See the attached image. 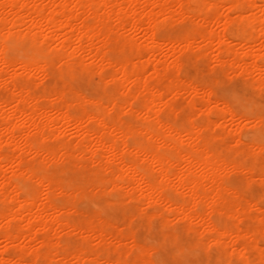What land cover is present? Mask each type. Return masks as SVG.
Masks as SVG:
<instances>
[{
    "label": "bare ground",
    "instance_id": "bare-ground-1",
    "mask_svg": "<svg viewBox=\"0 0 264 264\" xmlns=\"http://www.w3.org/2000/svg\"><path fill=\"white\" fill-rule=\"evenodd\" d=\"M189 15L196 16L209 28L188 32L180 40L175 39L177 42L160 38L158 29L162 20ZM78 17L81 22L74 21ZM197 19L194 22L200 25ZM262 22L264 0H0V240L5 242L0 247V264H56L57 258L59 264H137L150 260L159 255V250L153 243L137 242L132 224L136 220L145 229L146 225L151 228V219L156 215L163 218L162 238L158 241L166 237L172 241L179 235L190 249L188 254L195 256L186 259L196 264H230L237 260L250 264L252 249L262 255L264 239L256 237V240L250 235L264 232V208L228 182L234 172L264 178V163L261 162L262 168H257L261 165L258 161L264 160L259 155L260 148L254 147L245 154H250V163L230 160L205 133L213 126L210 117L211 124L206 119L198 124L188 114L189 119L180 125L161 116L163 108L174 111L173 104L164 99L166 91L177 95L184 91L183 82L184 87L187 85V89L204 96L200 98L202 103L190 94L192 91L186 90L189 97H195L186 99L193 108L196 100L198 104L207 103L203 111L200 106L198 109L204 118L203 113L216 115L211 110L213 102L225 108V101L222 104L220 99H215L209 88L193 85L189 78L190 82L180 78L182 50L185 53L186 49L194 50V54L196 50L200 55L197 60L203 56L205 59L211 52L225 70L226 66L237 68L240 75L258 86L264 73ZM115 29L131 32L124 37L126 33L121 34L125 39L118 42L121 47L124 44L131 49L142 47L138 54L142 58L141 68L130 63L129 58L113 61L115 55L110 53L111 43L117 40L113 35ZM132 32H140L143 42L134 38ZM197 36L204 46L195 45L199 41ZM8 37L24 50L25 60L17 61L5 55L4 40ZM233 38L240 40L237 44L242 49H247H236L237 44L233 47ZM120 46L117 48L121 49ZM163 50L164 58L158 56ZM154 55L158 56L156 60L152 59ZM86 56L95 64L91 68L96 66L90 71H99L95 72L99 75L103 74L104 66H113L112 73L104 75H109L114 87H124L125 94L122 92L117 98L103 93L92 98L76 90L72 83L75 65L89 70L86 64L90 60L87 62ZM55 59L61 65H56L53 75L62 79L61 85L56 81L58 85L38 87L39 90L27 81L39 74L48 77V65ZM170 66L178 72L168 75L165 68ZM12 69L21 72L8 73ZM147 71H151L153 82L164 80L165 89L152 85V80L147 79L149 75L146 78L140 75ZM133 81H137L136 91L143 97V100L139 98L140 103L134 97L138 94L132 88L134 83L129 86ZM179 94L175 97H180ZM128 95L134 97V102ZM105 101H109L108 106L113 110L117 106L119 111L128 107L129 113H137L140 120H121L117 112L118 118L115 113L112 116V109H107ZM223 107L220 111L229 114ZM220 116L224 118L221 112ZM71 123L78 140L77 135L71 139L59 127ZM255 128L258 132V127ZM230 130L232 137L239 131L237 127ZM214 137L217 142L219 136ZM222 141L217 142L220 148ZM229 142L237 148L236 140ZM79 199L104 200L109 207L120 208V217L126 225L120 228L114 218L106 216L105 210L104 213L80 210ZM248 214L258 220L253 222L248 216L251 228L258 223L253 230L244 226ZM154 219L153 224L157 221ZM221 219L226 220L224 224ZM179 225L185 237L178 232ZM175 226L177 231L171 230ZM77 235L80 238L76 240Z\"/></svg>",
    "mask_w": 264,
    "mask_h": 264
},
{
    "label": "rangeland",
    "instance_id": "rangeland-1",
    "mask_svg": "<svg viewBox=\"0 0 264 264\" xmlns=\"http://www.w3.org/2000/svg\"><path fill=\"white\" fill-rule=\"evenodd\" d=\"M36 2H37V0H36ZM204 6H202V9H204L203 8ZM226 8V7H225ZM225 11V10H224ZM193 13V12H192ZM192 13H191V15H192ZM191 15H189L190 16V18H189V20H188V17L189 16H186L187 17V19H186V17H183L182 19H181V17H178V16H176V18H173V20H172V18L170 19V20H168V21H164V20H160L161 22H160V24H159V29H158V34H159V36H160V38L161 39H163V40H167V39H174V41H176L177 42V40H175V39H181L186 33H188V32H194V31H196V29H203V30H206V29H208L209 28V25H206V24H204L203 25V23H201L202 21L201 20H199V18L197 19L196 18V16H195V18H194V16H192V18H194V19H192L191 18ZM88 19H90V18H88ZM162 19V18H161ZM176 19V20H175ZM197 19V21L199 22V24L201 25H198V23L197 22H194L195 20ZM81 19H80V17H78V18H76L74 21L75 22H81L80 21ZM91 20V19H90ZM183 20V21H182ZM193 20V21H192ZM196 24V25H195ZM206 25V26H205ZM196 28H195V27ZM161 27V28H160ZM206 28V29H205ZM213 28H215V25H214V27ZM218 28V27H217ZM191 30H193V31H191ZM200 30V31H201ZM202 30V31H203ZM121 31V32H120ZM120 34H119V33ZM185 32V33H184ZM118 33V34H117ZM125 34V35H123V37L124 36H127V35H129V34H131V32L130 31H128V30H126V32H125V30H123V29H117V31H116V29L114 30V32H113V35H114V37H115V39L117 38V40H114L112 43H111V55L110 56H114L115 55V57H112V59H116V60H113V61H121V60H124L125 58H129V60H131L130 61V63L132 62V64L133 65H135L136 63V67H138V68H141V64L140 63H142V62H140V61H142V58H139V55L138 54H140V52L142 51L141 49H142V47L141 48H138L137 46H134L132 49L129 47V46H127L126 44H124V46L123 47H121L122 46V44H121V46H120V43H123L124 42V40L125 39H122L123 37H122V35L121 34ZM128 33V34H127ZM134 33V34H133ZM132 34L133 35H135V36H133V35H130V36H133L134 38H136L139 42H143V40H141V38H142V34L140 33V32H132ZM121 35V36H120ZM140 35V36H139ZM162 35V36H161ZM120 36V37H119ZM171 37V38H170ZM179 37V38H178ZM127 38V37H126ZM139 38V39H138ZM166 38V39H165ZM143 39V38H142ZM197 40H199V41H197L196 43L197 44H195L196 46H198V45H200V46H204V42L202 43L201 42V39L197 36ZM237 40H239V39H236V38H233L232 39V41H234L233 43H232V41H230L231 43V45L233 46V47H237V45L239 44H237ZM240 41V40H239ZM238 41V42H239ZM264 41V40H263ZM118 42H120V43H118ZM199 43V44H198ZM202 43V44H201ZM119 44V45H118ZM234 44V45H233ZM237 44V45H236ZM125 45H126V48H125ZM241 45V44H240ZM117 46L119 47H121V49L119 48H117ZM242 46V45H241ZM114 47V48H113ZM165 48H166V46H164ZM243 47V46H242ZM242 47H240L239 45H238V47L236 48V49H242ZM122 48H125V51H124V49H122ZM164 48V49H165ZM215 49H216V46L214 47ZM139 49V50H138ZM245 49H247L246 47H244V49H242V50H245ZM131 50H133V51H131ZM190 50V49H189ZM188 49H186L185 51H186V53L182 50V54H181V58H182V67H181V69L179 70V72H178V70L176 69V68H172L171 66L169 67V68H165L166 70H167V74L168 75H173V74H175V73H177L178 72V74H179V76H180V78L183 80V81H186L185 79H187L188 80V78H189V80L191 81H189L188 80V82H190L191 84H193V85H197V86H200V87H202L203 85L204 86H206L207 88H209V90L212 92V95H213V97L215 98V99H220V102L223 104V102L225 101V99H224V96H223V94L222 93H217V92H213V90H212V85L215 83V77L216 76H220V77H223V78H227L228 76L229 77H231L232 79H234V80H237L238 81V85H239V87L241 88V89H243L244 88V86H245V84H248V83H250L247 79H246V77L242 74V75H240L241 73H239L238 71H236L237 70V68L235 69L234 67H228V66H226V70L220 65V63H216L217 61H215L214 59H213V57L211 56V52L210 53H208L207 55H209V56H205V59H204V56L201 58V59H199L198 58V60H197V57H199L200 55H198L197 53H196V50H195V54H194V50L192 51V50H190V51H192L193 53H191L190 51H189ZM119 51V52H118ZM165 50H163L162 52H158V56H160V57H162V58H164V55H162V53L163 54H165V52H164ZM139 52V53H138ZM187 52H190L189 54L187 53ZM215 52H217V50H215L214 51V53ZM135 56H134V55ZM184 54V55H183ZM10 56H11V58H13L14 60H17V61H21V60H25L26 58H27V56H26V54H25V52H24V50H22L20 47H18V46H15L13 49H12V51H11V53L9 54ZM125 55H126V57H125ZM182 55H183V57H182ZM25 56V57H24ZM127 56H129V57H127ZM158 56L157 55H154V57H152V59H154V60H156L157 58H158ZM202 56V55H201ZM89 58V56H86L85 58ZM210 57H211V59H210ZM87 58V59H88ZM122 58V59H121ZM131 58V59H130ZM180 58V59H181ZM206 58H208V59H206ZM121 59V60H120ZM56 61H54L52 64H50V65H48V67H50V68H48V77H47V75H40L39 74V76H37V75H35V77H33L32 78V80H28L27 79V81H30V83L32 82V83H34V84H32V86L34 85V87L36 86V88H38V87H46L47 85L48 86H53V85H56L57 83L59 84V85H61L62 84V79H60V78H57V77H55L54 75H53V72H54V70H56L57 69V67H56V65L58 66V65H61V63L59 62V60H57V59H55ZM77 60H78V58H77ZM90 60V61H89ZM136 60V61H135ZM185 60V61H184ZM89 61V64L87 65L86 64V66H89L90 68H89V70H82L81 68H80V65H78V64H76L75 66V69H76V71H75V76H74V78H73V80H72V83H73V86L75 85V86H77V87H74L76 90H78L79 92H81L82 94H85L86 96H88V97H94V96H100L101 94H103V93H107V94H109L110 96H112V97H117V98H120L119 96H120V93H122L124 90H125V88L124 87H122V86H119V89L118 88H116V87H118V86H115L114 87V85H113V81L111 82V80H110V82H111V84H110V82H109V75H107V77L104 75V73H106V74H109L111 71L110 70H112V68L111 67H113V66H111L110 68H109V65L107 66L106 64H104V65H106V66H104L103 67V71H101V73H103V74H101V75H99L98 73H95V72H99V71H95V72H91L92 70L94 71V69L96 68V66H95V68H94V66H93V68H91L92 67V65L94 64V63H92L91 62V59L89 58L88 60H87V62ZM187 61V62H186ZM59 62V63H58ZM91 62V63H90ZM188 62L190 63V64H188ZM201 62V63H200ZM56 63V64H55ZM85 63H86V61H85ZM138 64H140V67H139V65ZM188 64V65H187ZM95 65V64H94ZM133 65H131L130 64V66H133ZM191 65V66H190ZM219 66V67H218ZM56 67V68H55ZM59 67V66H58ZM88 68V67H87ZM114 68V67H113ZM230 69V71H229V69ZM78 69H79V71H78ZM81 69V70H80ZM92 69V70H91ZM107 69V70H106ZM223 69V70H222ZM16 70V69H15ZM14 69H12V70H9L8 71V73L9 72H11L10 74H12V73H14V71H15ZM91 70V71H90ZM106 70V71H105ZM86 71V72H85ZM107 71H108V73H107ZM16 72H21L19 69L18 70H16ZM77 72V73H76ZM8 73H6L7 74V76H9V74ZM112 73V72H111ZM144 73H147V74H144ZM237 73V74H236ZM79 74V75H78ZM98 74V77L97 76H95V75H97ZM226 74V75H225ZM80 76V77H78V76ZM90 75V76H89ZM95 77H94V76ZM140 75H142L144 78H146L148 75V77H147V79H149V80H152V82H153V80H154V78H152L151 79V77H153L152 76V73H151V71H147V72H141V74ZM146 75V76H145ZM228 75V76H227ZM7 76H6V78H7ZM102 76V77H101ZM142 76H141V78H142ZM151 76V77H150ZM41 77V78H40ZM104 77V78H103ZM37 78V79H36ZM40 78V79H39ZM43 78V79H42ZM80 78V79H79ZM101 78H103L102 80H101ZM107 78V79H106ZM29 79H31V78H29ZM33 79H34V81L35 82H37L38 83V81H39V83L37 84V83H35V82H33ZM36 79V80H35ZM104 79H106V80H104ZM192 79V80H191ZM52 80H53V83H52ZM42 81V82H41ZM56 81H57V83H56ZM162 81V80H161ZM41 82V83H40ZM151 82V81H150ZM151 82V83H152ZM116 83V82H115ZM114 83V84H115ZM134 83V84H133ZM136 83H137V81H136ZM134 81L131 83V84H129V86H132V84L134 85L132 88H134V91H136L137 89V84H136ZM189 83V84H190ZM194 83H196V84H194ZM44 84V85H43ZM51 84V85H50ZM57 84V85H58ZM136 84V85H135ZM154 84H156V87L157 86H159V88L162 86L163 87V89H165V85H164V80L162 81V82H160V80L159 81H157V83H156V80H155V82H153V84L152 85H154ZM186 84V83H185ZM188 84V83H187ZM100 85V86H99ZM115 85H117V84H115ZM184 85V82H183V84L181 85L182 87V90H184V91H180L179 93H181V95H180V97H178V98H176L177 96H178V94L177 95H174L173 94V96H172V94H171V92L170 91H166V94H164V95H166V96H164V99H166V102L168 101V103H172L171 105L173 106V108H174V111H176L175 113H173V112H169V110L167 109V108H163L162 109V111H161V116H162V118H164V119H169L171 122H174L175 123V121H177V123H180V125L182 124V123H184L185 121H187L188 119H189V116L191 117L190 119H192L195 123L196 122H198V124H200V123H204L206 120L208 121H206V123H209V121H210V124H211V120L210 119H212L213 120V126L212 125H210L209 126V128L207 129L208 130V132H207V130L205 131V133H208V135H207V137L208 138H210V136H211V139L213 138V143H214V145H219L218 147H216V148H218L219 149V151L220 152H223L224 151V156H226V158L227 159H236V160H239V161H244V162H246V164L249 162L250 163V160H251V157H250V154H249V156L247 157V156H245V154H248L249 152H246L245 151V153H242V152H244V151H239V154H238V151H236V149H234L235 147L233 146L234 144L232 143V142H229V140L231 139V140H233L232 138V134L229 132V131H231L230 129H232V127L235 129V126H234V123H233V121H232V119L230 118V115L228 114V113H225V114H227V115H229V116H226L225 117V114H224V112L222 113V111H220L221 110V107H223L221 104L219 105H217L216 103H211L212 105L214 104V106H212V108H211V110H212V112L214 111L215 113L214 114H216V115H210V116H206L204 113H203V115L205 116V118L201 115V110L203 111V108L205 107V105L207 104V103H205V104H201V103H197V100H199L200 101V98H204V96L202 95V93L200 92L199 94H201V95H199V94H197V92H195V91H192V90H189V88L187 89V85L184 87L183 86ZM47 86V87H48ZM46 87V88H47ZM82 87V88H81ZM161 87V88H162ZM158 88V87H157ZM184 88V89H183ZM39 89V88H38ZM43 89V88H42ZM116 89H118L119 91H117ZM40 90V89H39ZM186 90H189L191 93L190 94H192L193 96L194 95H196V97H198L197 98V100H196V105H193V106H195V108H193L192 107V105L190 104V100H189V98L191 99V98H193V99H195V97H193L192 95L189 97V95L190 94H188L187 95V93H189V92H187L186 93ZM83 91V92H82ZM133 91V92H134ZM3 92V91H2ZM136 92H138V91H136ZM196 94H195V93ZM3 93H5V92H3ZM114 93V94H113ZM124 94H125V92H123ZM186 94V96L184 95V94ZM7 94V93H6ZM124 94H122L121 95V98H122V96L124 95ZM132 95H133V93H131ZM139 94V95H138ZM138 94H134L135 96V98H136V101H139V98H140V94L141 93H139L138 92ZM5 95V94H4ZM119 95V96H118ZM132 95H128V97H129V99H130V96H131V101L132 102H134V97H132ZM144 95V94H143ZM142 95V96H143ZM185 97H187V98H185ZM198 95V96H197ZM137 96H138V98H137ZM170 96V97H169ZM176 96V97H175ZM257 96H258V94H257ZM92 97V98H93ZM142 98V99H141ZM140 98V100H143V97H141ZM186 99H188L189 101H187ZM258 99H259V97H258ZM223 100V101H222ZM135 101V103L137 104V102ZM198 101V102H199ZM203 100L201 99V101L200 102H202ZM205 101V100H204ZM219 101V100H218ZM109 102V101H108ZM108 102H106L105 101V104H107L106 106H108V105H110V103L108 104ZM206 102V101H205ZM135 103H133V107L135 106ZM139 103H140V101H139ZM139 103H138V105H137V107H140L139 106ZM203 103V102H202ZM224 103H226V101L224 102ZM142 104V103H141ZM140 104V105H141ZM201 104V105H200ZM210 104V105H211ZM143 105V104H142ZM223 105H225V104H223ZM9 105H7V108H10V107H8ZM201 107V110H198L200 107ZM221 106V107H220ZM110 107V110L112 109L111 107L112 106H108L107 107V109ZM118 107V106H117ZM117 107H115L114 108V110L112 109L111 111H110V113H111V115L113 114L114 115V113L116 114V112L118 113V115L120 116V119L122 120H126V121H132V122H138L140 119L137 117V113L135 114V113H129V111H128V107L125 109H121V110H124V112L122 111V113H120V111L118 110V108ZM134 108V109H138V108ZM175 107H177L176 109H175ZM198 107V108H197ZM211 107V106H210ZM5 108H6V106H5ZM91 109H96L94 106L92 107H90ZM142 108H144V106L142 107L141 106V109ZM197 108V109H196ZM218 108V109H217ZM220 108V109H219ZM224 108V107H223ZM180 109V110H179ZM181 109H183V110H181ZM125 110H127L126 112H125ZM138 110H140V109H138ZM216 110H218V111H216ZM222 110H224L225 111V108L224 109H222ZM114 111V112H113ZM179 113H178V112ZM185 113H184V112ZM128 112V113H127ZM217 112V113H216ZM220 112H221V114H222V117H224V118H221V116H220ZM172 113V114H171ZM176 113H178L177 115H175ZM198 113V114H197ZM218 113H219V116H218ZM122 114V115H121ZM131 114V115H130ZM135 114V115H134ZM188 114H189V116H188ZM112 115V116H113ZM117 115V114H116ZM116 115H114V116H116ZM118 115H117V118H118ZM195 115V116H194ZM140 116V115H139ZM176 116V117H175ZM126 117V118H125ZM168 117V118H167ZM209 117H210V119H209ZM116 118V117H115ZM202 118H204V119H202ZM225 118H227V119H225ZM206 119V120H205ZM209 119V120H208ZM221 119V120H220ZM225 119V120H224ZM197 120V121H196ZM215 120V121H214ZM217 121H219V122H217ZM217 122V123H216ZM222 122V124H221V126H218L220 123ZM176 123V124H177ZM205 123V124H206ZM215 123H216V125H215ZM72 124V123H71ZM65 124V126L66 125H68V126H66V127H64V125H62V127L61 126H59L62 130V132L63 133H65L66 131H67V133H65V134H68L67 136L69 137V136H71V139L73 138V139H76V137H77V140L79 139V135L78 134H75V133H77V131L75 132L74 131V129L76 130V128H75V126L72 124ZM218 124V125H217ZM70 125V126H69ZM216 127H215V126ZM222 125H223V127H222ZM213 127V128H212ZM74 128V129H73ZM245 128H246V130H248L247 129V126H245ZM216 131V133H217V135H216V133H214L215 131ZM212 130V131H211ZM65 131V132H64ZM209 131H211L212 132V135H210L211 133H209ZM214 131V132H213ZM223 131L225 132V133H223ZM254 131H255V133H256V135L258 136V134H259V131L257 132V129L255 128L254 129ZM75 132V133H74ZM219 132V133H218ZM222 133V134H221ZM213 134H214V136H219L218 138L222 141L224 138H223V136L222 135H224L226 138L222 141V147L220 148V146H221V144H218L219 142H220V140L219 139H217V142H216V137H214L213 136ZM73 135V136H72ZM77 135V136H76ZM222 136V138H221V136ZM214 139H215V141H214ZM219 140V141H218ZM234 143H235V141H233ZM232 145V146H231ZM232 147V148H231ZM228 149L229 150H231V151H228ZM231 152V153H230ZM230 153V154H229ZM226 154V155H225ZM242 155H244V156H242ZM242 157H247L246 159L244 158V160H243V158ZM250 157V159H248ZM239 158H241V159H239ZM260 159V158H259ZM246 160V161H245ZM248 160V161H247ZM261 162H263L264 163V160H263V158H261L260 159V162L258 161V163L259 164H261V165H259L257 168H262L263 167V165H262V163ZM257 164V163H256ZM249 165V164H248ZM258 165V164H257ZM256 165V166H257ZM183 166V163H182V165L180 166V167H182ZM240 172H234L233 173V175L232 174H230L231 176H229L228 177V182L230 183V181H231V185L232 186H234V187H236V188H238V189H240V190H243L244 192H245V194L247 195L246 197H247V199H250V200H252V201H256L257 203H259V205L260 206H262L263 208H264V183H262V182H264V178L261 176V175H258V174H252V176L250 175V173H246V175H245V173H243L244 174V176H243V174H242V172H241V176H240V174H239ZM253 175H255V176H253ZM258 175V176H257ZM257 178V179H256ZM230 180V181H229ZM234 182H233V181ZM249 181V182H248ZM246 184H245V183ZM237 184V185H236ZM243 184H244V186H243ZM238 186V187H237ZM253 186V187H252ZM248 193V194H247ZM255 198H257V199H255ZM246 203V202H245ZM96 204V205H95ZM98 205V206H97ZM133 206V205H132ZM77 207L78 208H80V210H82V211H84V212H89V211H97V210H100V211H106L105 213L107 214L106 216H108V217H110V218H114L113 220L114 221H116L117 222V224H118V226L121 228V227H123V226H125L126 225V222L124 221V219H122L121 217H120V208H118V207H109V204H107V202L105 201L104 202V200H95V201H91V200H87V199H85V200H83V199H79V200H77ZM87 209V210H86ZM134 210V208H132L131 207V213H134V212H132ZM104 213V212H103ZM255 214V213H254ZM156 215V214H155ZM154 216V215H153ZM247 216V217H246ZM245 217H244V220H245V224H244V226H246V225H248V227L249 228H251L250 226H251V224L249 223L248 224V221H249V217H250V220H253V222L254 221H258L257 219H255V216H254V219L252 218V216H250V214H248V215H246ZM249 216V217H248ZM154 217L157 219V221L155 222V224H153L154 223V221H155V219H154ZM151 220L153 221V223L151 222V224L153 225L151 228L150 227H147V225H146V229L144 228V225L143 224H141V225H143V226H140V223H138V222H136V220H134L133 221V223H134V225L132 224V226H133V230H134V238L137 240V242H139V243H153V241H158V240H160L161 238H162V236H161V234H162V223H163V218L161 217V215H156V216H154ZM252 218V219H251ZM243 219V218H242ZM244 220H243V222H244ZM222 221H224L223 222V224L225 223V219H221V223H222ZM124 222V223H123ZM242 222V223H243ZM250 222H252V221H250ZM255 225H256V223H254ZM254 224H253V226H254ZM122 225V226H121ZM138 225V226H137ZM155 225V226H154ZM140 226V227H139ZM180 226V225H179ZM253 226H252V228H253ZM256 226H258V223H257V225ZM256 226H254L255 228H256ZM139 227V228H138ZM148 228V229H147ZM174 228H176V226L175 227H173V228H171V230H173ZM178 228V227H177ZM177 228H176V231H177ZM251 228V229H252ZM138 230V231H137ZM150 230V231H149ZM253 230V229H252ZM136 231V232H135ZM179 231H181L180 233L182 234V236L183 237H185V235H184V231L181 229V226L179 227V229H178V232ZM255 231V230H254ZM253 231V232H254ZM140 232V233H139ZM252 232V233H253ZM161 233V234H160ZM261 235H259V234ZM261 233H263V235L261 234ZM254 235H250L251 237L252 236H255V237H252V238H255L256 239V237H262L263 239H264V232H254L253 233ZM136 235V236H135ZM141 236V237H140ZM158 237H160L159 239H158ZM80 238V235H79V237H78V235L76 236V240L77 239H79ZM140 238V239H139ZM143 238V239H142ZM146 238H148V239H146ZM258 238V239H259ZM262 238H260V239H262ZM74 238L72 239V241H76ZM156 239V240H155ZM244 240H247V239H244ZM257 240V239H256ZM241 241V240H240ZM264 241V240H263ZM2 241L0 240V247H3L4 245H5V242L3 243H1ZM242 242H243V239H242ZM96 243V241L94 242V244ZM259 243H260V240H259ZM4 244V245H3ZM262 244V242L260 243V245ZM264 245V243L262 244V246ZM251 251H253L252 252V254H250V257H251V263L250 264H264V253L262 254V255H260L258 252L257 253H255V249L253 250H251ZM136 252V251H135ZM158 253H159V255H156V256H154L153 258H155V259H157V260H162V259H169V257H171L166 251H164L162 248L161 249H159V251H158ZM157 253V254H158ZM134 254V253H133ZM136 254V253H135ZM253 254L255 255V256H253ZM190 254H188L187 256H189ZM257 255V256H256ZM114 255H112V257H113ZM194 258L195 256H192V255H190L189 256V259L190 258ZM257 257L258 258H260V257H262V258H260V260L261 259H263L261 262H260V260L259 259H257ZM160 258V259H159ZM196 258H199V257H196ZM58 261V262H57ZM238 261V260H237ZM59 264L60 263V258H57L56 259V264Z\"/></svg>",
    "mask_w": 264,
    "mask_h": 264
},
{
    "label": "snow or ice",
    "instance_id": "snow-or-ice-1",
    "mask_svg": "<svg viewBox=\"0 0 264 264\" xmlns=\"http://www.w3.org/2000/svg\"><path fill=\"white\" fill-rule=\"evenodd\" d=\"M177 7L183 8L184 6L177 5ZM205 7L211 6L206 5ZM261 26L264 27V22ZM4 45L7 56L15 47V41L11 37L5 38ZM212 90L223 94L226 101L225 108L229 112L234 126L239 129L233 136L237 143L236 150L244 149L251 152L254 147H259V155L264 157V73L261 74L258 86L256 83H248L243 89L239 87L238 81L231 77L216 76ZM254 127L259 129L258 136ZM153 244L158 250L161 248L165 250L172 258L162 260L153 258L143 262L137 261V264H196L195 261L186 259L190 249L179 235L176 236L175 240L170 241L166 237L164 241H153ZM230 264H244V261H232Z\"/></svg>",
    "mask_w": 264,
    "mask_h": 264
}]
</instances>
